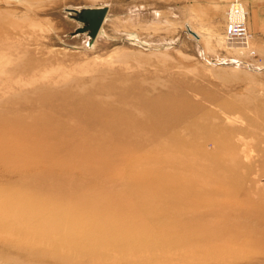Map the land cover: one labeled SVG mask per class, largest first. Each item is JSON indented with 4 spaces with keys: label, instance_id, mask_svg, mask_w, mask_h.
Here are the masks:
<instances>
[{
    "label": "rangeland",
    "instance_id": "rangeland-1",
    "mask_svg": "<svg viewBox=\"0 0 264 264\" xmlns=\"http://www.w3.org/2000/svg\"><path fill=\"white\" fill-rule=\"evenodd\" d=\"M233 1L0 0V264H137L159 227L155 242L199 245L171 249L169 264H264V244L221 236L231 222L264 223V0H242L250 39L231 42L240 53L225 36ZM99 9L95 32L87 13ZM123 163V178L89 184ZM135 172L174 176L202 205L140 216L138 201L99 215L107 195L55 203L77 187L124 191ZM161 198L168 208L173 198ZM219 207L228 214L215 222ZM207 219L218 236L209 242L210 232L174 231Z\"/></svg>",
    "mask_w": 264,
    "mask_h": 264
},
{
    "label": "bare ground",
    "instance_id": "bare-ground-1",
    "mask_svg": "<svg viewBox=\"0 0 264 264\" xmlns=\"http://www.w3.org/2000/svg\"><path fill=\"white\" fill-rule=\"evenodd\" d=\"M237 1L239 3V0H237ZM235 2L236 1L234 0L232 3H235ZM99 10H102V9H99ZM231 42L232 41H229L228 42L229 48L231 50H233L234 52H236V53H240L241 52L240 50H242V48H239V47L237 48L235 46L236 44L234 45ZM167 111H168L167 108L166 109L161 108L159 113L161 115H163V113H167ZM159 113H157V111H155V114L158 115ZM177 113H179V112H177ZM182 118L183 117H181L180 121L184 120V118L183 119ZM186 121H188V120H185V122ZM178 124L180 125L181 123L179 122ZM171 125H173V124H170V126ZM176 125L174 123V126L173 127H175ZM170 126H169V128L172 129L173 127L171 128ZM165 128H166V126H165ZM165 128L163 127V130ZM130 129L132 130V128H130ZM164 132L162 131L161 134H163ZM127 133H128V131H127ZM118 134L121 136V133H118ZM165 134L166 133H164V135ZM156 140H158V139H156ZM145 145H147V144H145ZM140 146H141V144H140ZM143 149H145V148H143ZM141 150H140V148H137L136 149V151H138L139 153L142 154L143 152H141ZM10 155L12 157L15 156V155H12V154H10ZM151 156H155V155H150V154L147 155V157H151ZM130 167H131V165L128 166V168H130ZM106 168L107 169L105 171H108L109 172V175H106L108 173H105L104 171H98V173L96 174L97 178L95 180L90 179L89 180L90 181L89 184H94L96 182L98 183L99 180L100 181H105L106 179L112 178L113 176H116V175L118 176L119 174H121L119 177H122L123 178V175H125V172L127 171V167L124 165V163H123V166L120 165V168L114 169L115 167H112V165H107ZM115 170H117L119 172V174H114L113 171H115ZM160 171L163 172L162 170H160ZM103 174L105 176H103ZM130 179H131V183L128 184L129 187H127L126 190H124V191H116V190L114 191L112 189V190H109V191H104V192H108V193H103L101 190L100 191H89L88 193H86L85 191H82V190H80V188L77 187V188L74 189L75 191L74 190H71V191H65V192H63V194H64L63 195V198H61L60 200L55 201V203L59 207L66 206L68 204H74L73 197H74V194H75V195H81L83 197V204L85 206H90L91 204L97 206L96 203L103 201V200H99V198L102 197V195H107V196L111 197L113 199V201H110V202L104 201L105 208L102 209V212H100L99 215H103V214H120V213H123V212H125V213L128 214L129 209H131L129 207V204L130 203H137L136 201H138L141 204H138L137 203L139 205V208H137V209L142 210L140 212V216L141 215L142 216H147V215H150V214H153L154 215V213L166 212V211H168V209H171V208H173L175 206L178 207V209L176 210V213L182 214V215L183 214H185V215H192V213H195V211L193 209V206H195V205H202V203H199V202H197L195 200L190 199V195L188 193H189V191L191 189V186L186 185V184H181L179 182L180 180L178 178L174 177V176H169L168 178L164 179V177L161 174L157 173V174H155V176H151L150 175V179L151 180H148L146 177H141V176H139V173L135 172V174ZM127 189H129V190H127ZM230 192H231V190H230ZM66 193H69V194H66ZM36 194H38L40 197H43V198L47 199L46 201H49L51 203H54L53 200L47 198V197H50L49 194H46L45 196L43 195L42 192H39V193H36ZM164 194L166 196L170 197V198H173L172 199V202L171 203H168V204H170L168 206V208L166 207L167 199H162L161 198L162 196H164ZM222 194H223V196H227L228 193L223 192ZM223 196H221V197H223ZM117 197L124 198L125 199V202H123V204H117V203H115V201H117ZM181 197H183V200H180ZM223 198H225V197H223ZM219 199H221V198H219ZM155 205H156V207H155ZM203 207L207 208V210H206L205 213L208 216H210V215L213 214L214 210L211 208V206H206L203 203ZM153 210H157V211H153ZM226 210L227 209H224L223 210L220 207L217 209L216 212H218V214H221L223 212L222 214L225 215V216H223L221 219L215 220V222L222 221L224 219V217H226V214H228V213H225L224 212ZM209 211H213V212H209ZM241 212H242V210L239 211L237 209L236 210L235 209H232V210L229 211V215L235 217L234 221L236 222V219H238L239 217H241L240 216ZM247 212H248V210H245V214L244 215H246ZM211 217H215V216L212 215ZM251 220H252V224H254V225H258L259 224L258 227H255L253 225L251 227L242 226V225L234 224L233 222H231V223L228 224V226L226 228H224L221 231V236H224V237H232V239L235 238L233 240L234 241H237V242H239V240L245 238V240L249 244L250 243H252V244H255V243H257V244H264V223L262 224L261 222L256 221L255 219H253V217L251 218ZM54 225L55 224L52 223V224L49 225V228L47 227V228H45L43 230H39V231H36V232L33 231L32 235H34L35 237H37L38 234H40L42 232H46L49 229L54 228ZM209 225L214 226L215 223H212L210 220L207 219L204 222V226H201V227H188L187 228L186 226L181 225L179 227V230H174V229L173 230L174 231H179V232H181V231L182 232H189V233H193V234H197L198 232H201V233H204V234H206L208 236V235H210L209 232L212 233L211 231H209V227H208ZM153 231L154 232L152 233L151 238L148 240V243H149L148 246L150 247L149 253L145 254V256L142 257L141 259H137V260H139V261H137L138 262L137 264H169L172 261L167 262V258H169V257H171L173 255L172 252H171V249L176 250L177 248H185V247H188L189 249L190 248H193V250H197L195 247H193V245L194 246H199V245H196L195 244V243H197L195 240L194 241H191L193 243L192 244L191 242L189 243V241L187 242L186 241L187 239L186 240H183V241H180V242H177L179 240H174V239L173 240H167V241L163 242V243H166V244H162L161 242H158V241L155 242L154 241L155 236L156 237L159 236V233L161 231H163V229L159 227V228H156ZM216 232L218 234L220 233L219 230H216ZM215 237L218 238L217 235H215V234L212 233V236L207 241L209 242L213 238L216 239ZM197 238L199 240H201L198 236H197ZM36 240L39 241V242H41V240L39 238H36ZM27 242H29V241H27ZM201 242H203V241H201ZM115 264H118V263L116 262Z\"/></svg>",
    "mask_w": 264,
    "mask_h": 264
},
{
    "label": "built area",
    "instance_id": "built-area-1",
    "mask_svg": "<svg viewBox=\"0 0 264 264\" xmlns=\"http://www.w3.org/2000/svg\"><path fill=\"white\" fill-rule=\"evenodd\" d=\"M235 1L227 15L225 36L228 41L246 43L250 39L248 11L242 0H239V3Z\"/></svg>",
    "mask_w": 264,
    "mask_h": 264
},
{
    "label": "water",
    "instance_id": "water-1",
    "mask_svg": "<svg viewBox=\"0 0 264 264\" xmlns=\"http://www.w3.org/2000/svg\"><path fill=\"white\" fill-rule=\"evenodd\" d=\"M104 16H105L104 10H96L87 13L88 19L91 20V25H92L91 27L92 29H94L95 32L101 26Z\"/></svg>",
    "mask_w": 264,
    "mask_h": 264
}]
</instances>
